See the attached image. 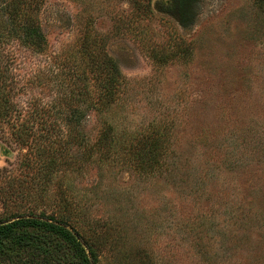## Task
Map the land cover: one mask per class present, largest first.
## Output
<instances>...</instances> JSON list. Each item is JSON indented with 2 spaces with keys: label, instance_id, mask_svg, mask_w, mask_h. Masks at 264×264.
I'll return each mask as SVG.
<instances>
[{
  "label": "rangeland",
  "instance_id": "1",
  "mask_svg": "<svg viewBox=\"0 0 264 264\" xmlns=\"http://www.w3.org/2000/svg\"><path fill=\"white\" fill-rule=\"evenodd\" d=\"M36 17L41 52L0 46V222L65 223L91 264H264V0H42Z\"/></svg>",
  "mask_w": 264,
  "mask_h": 264
},
{
  "label": "trees",
  "instance_id": "2",
  "mask_svg": "<svg viewBox=\"0 0 264 264\" xmlns=\"http://www.w3.org/2000/svg\"><path fill=\"white\" fill-rule=\"evenodd\" d=\"M40 2L42 0H0V46L14 40L21 46L41 52L45 45V37L36 17ZM2 64L3 62H0V69ZM6 80L7 78L0 71V94L2 95L8 87ZM117 85L116 76L108 78L105 84L100 81L98 92L94 97L98 100L100 92L102 93L100 100H107L109 103L114 97L113 90ZM70 114L69 116H72L70 122L72 118L76 122L82 120L81 111H77V115L75 112ZM106 136L107 133H104L105 138L100 137L95 146L105 141ZM155 160L156 158L151 162ZM19 251L42 253L45 257L48 256L51 262V257L60 253L63 261L68 264H91L88 252L65 223H56L48 219L18 217L0 222V257ZM90 252L93 255L92 251Z\"/></svg>",
  "mask_w": 264,
  "mask_h": 264
}]
</instances>
